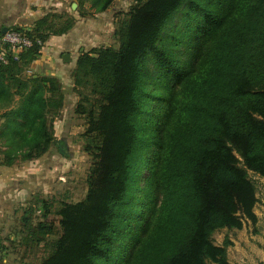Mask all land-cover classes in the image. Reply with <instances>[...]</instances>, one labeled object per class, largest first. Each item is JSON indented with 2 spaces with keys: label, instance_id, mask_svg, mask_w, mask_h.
<instances>
[{
  "label": "trees",
  "instance_id": "obj_1",
  "mask_svg": "<svg viewBox=\"0 0 264 264\" xmlns=\"http://www.w3.org/2000/svg\"><path fill=\"white\" fill-rule=\"evenodd\" d=\"M113 1L93 0V8L104 12ZM183 5L195 22L193 37L180 43L189 53L184 62L177 43L159 45ZM63 18L49 11L31 29L9 28L33 44L18 57L5 45L8 62L0 64L6 155L27 141L28 150L17 152L34 160L55 140L61 83L22 72L50 36L68 33L77 22ZM115 35L117 48L85 50L73 70L79 112L88 114L89 129L100 138L98 161L85 199L61 208L62 235L39 264H231L212 235L257 219L248 170L264 177V0H137ZM150 61L158 68V95L144 81ZM152 97L164 103L153 121ZM27 123L31 135L20 131ZM30 230L27 240L38 243L54 225L39 221Z\"/></svg>",
  "mask_w": 264,
  "mask_h": 264
},
{
  "label": "rangeland",
  "instance_id": "obj_2",
  "mask_svg": "<svg viewBox=\"0 0 264 264\" xmlns=\"http://www.w3.org/2000/svg\"><path fill=\"white\" fill-rule=\"evenodd\" d=\"M79 2L80 0H66L61 10L63 20L69 18L79 21V26L74 30L77 45L65 47L56 55L41 53L40 58L45 59L42 66L46 64L49 73L51 72L45 73L59 79L64 100L52 122L55 140L46 153L36 159L41 161V168L38 166L41 175L33 176L36 184L27 190L28 193L25 192L27 194H22L21 200L14 203L6 213L4 229L0 231V264H39L51 255L55 243L62 235L60 210L67 204H75L85 199L91 168L98 161L96 148L100 138L97 131H90L88 114L79 112L82 100L74 87L73 70L81 52L97 47L119 46L115 30L120 21L128 18V12L137 0H114L104 12L95 11L93 0H82L81 5ZM72 3H76V6L73 7ZM185 7L187 6L183 5L170 19L159 44L173 47L177 43L174 47L182 62L188 60L189 53L180 43L189 42L194 33L192 27L195 25L194 20H188ZM65 54L70 55L69 60L64 58ZM28 70L24 69L23 75L34 77ZM157 71V66L150 61L149 71L144 79L147 90L156 95L162 92V88L155 83ZM36 75L43 76L38 72ZM157 100L158 98L152 97L148 113L151 121L158 119V110L164 106L163 102ZM146 129L149 127L146 126ZM20 131H29V135L34 133L32 123L20 127ZM29 147L27 141L14 144L12 154L6 155L5 152L0 156V162L5 164V161L13 157L16 158L14 160L27 162L21 159L17 151L24 153ZM43 169L47 170L46 175ZM147 172L148 168L142 171L139 182L141 189L136 193L139 197L144 195ZM248 176L256 187L258 201L254 211L257 219L253 221L244 218L242 228L225 227L217 229L212 235L216 245L226 247L227 258L231 264H264V177L252 170H248ZM25 182H22L21 187ZM25 218L28 220L25 221ZM39 221L53 224L54 232L38 243L31 238L27 240V235L32 232L30 228H34ZM124 253L127 255L128 249Z\"/></svg>",
  "mask_w": 264,
  "mask_h": 264
},
{
  "label": "crops",
  "instance_id": "obj_3",
  "mask_svg": "<svg viewBox=\"0 0 264 264\" xmlns=\"http://www.w3.org/2000/svg\"><path fill=\"white\" fill-rule=\"evenodd\" d=\"M65 1L66 0H0V30L3 31L4 27H6L7 30L14 27L31 29L33 22L42 17L45 13L49 11L61 12L65 6ZM77 26H79V21L76 22L75 26L68 33L50 36L45 42L41 53L46 54L49 52L56 55L62 52L65 47H75L78 43L77 40H74V30ZM42 54L31 63L28 70L30 73L34 74V76H37V72L43 75H46L47 72L49 73L46 64L44 67L42 66V62L45 60L40 58ZM49 74H51V72ZM13 106H15V103L12 107ZM4 111L5 109H0V156L4 155L6 150V146L3 145L4 138L2 135V130L6 123V118L1 115ZM40 162L36 159L27 162L15 160L12 164L0 162V231L4 229L6 213L11 209L12 205L21 200V195L27 194V190L36 184L33 180V176L41 175ZM46 171V169H43L45 175L47 173ZM24 181L26 182L24 186L21 187ZM30 182L32 185H30ZM26 191L27 193H25Z\"/></svg>",
  "mask_w": 264,
  "mask_h": 264
},
{
  "label": "built area",
  "instance_id": "obj_4",
  "mask_svg": "<svg viewBox=\"0 0 264 264\" xmlns=\"http://www.w3.org/2000/svg\"><path fill=\"white\" fill-rule=\"evenodd\" d=\"M32 44V40L26 34L15 30H7L0 37V64L8 62L5 45H9L15 57H18L22 51L31 47Z\"/></svg>",
  "mask_w": 264,
  "mask_h": 264
},
{
  "label": "water",
  "instance_id": "obj_5",
  "mask_svg": "<svg viewBox=\"0 0 264 264\" xmlns=\"http://www.w3.org/2000/svg\"><path fill=\"white\" fill-rule=\"evenodd\" d=\"M76 6V3H73V7H75ZM7 31V28L6 27H4L3 28V32H6ZM64 58L66 59V60H69L70 59V55L69 54H65L64 55Z\"/></svg>",
  "mask_w": 264,
  "mask_h": 264
}]
</instances>
